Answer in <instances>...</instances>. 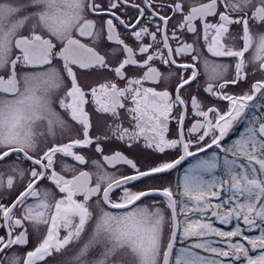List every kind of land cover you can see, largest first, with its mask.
Wrapping results in <instances>:
<instances>
[{
  "label": "snow or ice",
  "instance_id": "6c2138e0",
  "mask_svg": "<svg viewBox=\"0 0 264 264\" xmlns=\"http://www.w3.org/2000/svg\"><path fill=\"white\" fill-rule=\"evenodd\" d=\"M0 264H264V0H0Z\"/></svg>",
  "mask_w": 264,
  "mask_h": 264
}]
</instances>
